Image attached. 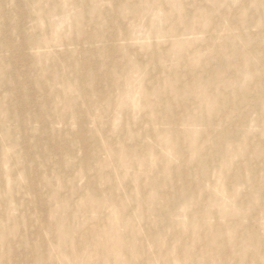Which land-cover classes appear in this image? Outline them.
Returning <instances> with one entry per match:
<instances>
[{
    "label": "bare ground",
    "instance_id": "bare-ground-1",
    "mask_svg": "<svg viewBox=\"0 0 264 264\" xmlns=\"http://www.w3.org/2000/svg\"><path fill=\"white\" fill-rule=\"evenodd\" d=\"M168 1L0 0V264H264V31Z\"/></svg>",
    "mask_w": 264,
    "mask_h": 264
},
{
    "label": "rangeland",
    "instance_id": "rangeland-1",
    "mask_svg": "<svg viewBox=\"0 0 264 264\" xmlns=\"http://www.w3.org/2000/svg\"><path fill=\"white\" fill-rule=\"evenodd\" d=\"M218 1L220 2V5L219 6L215 5L212 0H204V3L207 4V5H209V6H211V8H210L209 11H203L202 12V13H205V14L202 17H200V20L199 21H197V22H199L201 24V26H203L202 23L209 22L210 20H211L212 23H215L217 26H221L222 24H226L225 31L218 32V34L221 37H224V36L229 35L230 34L229 33L230 32V29H232L231 32L236 31V30L237 31L240 30V26H242L245 23L246 24H251L252 23V27L245 28L246 33L256 34V33L260 32V31H264V23L262 22V18H260V15L258 13H256V12L252 13V11H251L256 6V4H257L256 2H254V0H218ZM7 4H10V3H7ZM167 5H169L170 7H172L173 6V3L172 2H169L167 0ZM225 7H227L228 10L225 9ZM261 8L264 9V4L261 5ZM174 9L177 12H179L178 6H175L174 5ZM213 14L220 15L219 20L217 18V21H216V18L213 17ZM197 15H199V14L197 13ZM61 16L62 15H56L54 17V19L57 20V21H59V20H61ZM156 17H157V20H161V23L163 22V20H164L163 15L161 17H159V18L156 15ZM173 19H175V18H172L171 17V20H173ZM174 21H176V23H173V24H170V23L167 22V24L170 26V28H174L176 26V24H178L180 26H184L185 29H189V25L190 24L187 25L183 20L176 19ZM117 22L122 27H130V24L127 21H118L117 20ZM161 23L158 24L159 28L163 27V26H161ZM138 27L144 28L145 26L140 23L138 25ZM63 30L65 32H71V22H66L65 23V27L63 28ZM10 31H11V33H13L14 32L13 28H11L8 32H10ZM5 32H7V31H5ZM3 37H5V42H10V41H12L11 38H13L12 35L5 36L4 32L2 34L0 33V40L1 41H3ZM182 37L185 38V39H193V38L197 37V41H194V42H196L197 44H199L198 42H201V40L204 37V35L201 34V33H197L194 36H192V34L190 33V36H187L186 37V36L183 35ZM185 39H183V40H185ZM237 41H238L239 45L245 44L243 42V40H242V37L238 38ZM144 43H147V42L144 41ZM199 46H201V44ZM168 48H170V47H168ZM144 50H147V49H144ZM144 50H139L138 51V54H140V56H139L140 59L144 61L143 63L146 64V65H148L147 57L146 56L143 57L141 55V53ZM4 54L6 55L5 52H0V55H4ZM198 55L199 56L201 55L205 60H207V56H206L205 53H203V52L202 53H198ZM131 56L134 59L137 58L134 54H131ZM60 57L64 59V56H60ZM81 57H83V56H81ZM100 57L101 56H99V58ZM174 62L176 63V60ZM174 62H169V65L171 67H174L173 65L170 64V63H174ZM19 64H20V62H18V65ZM257 64L259 65L258 62H257ZM12 66L13 65H10V62H7V65L5 67L9 68V67H12ZM69 67H72V64H69ZM186 67H188V66L185 63H183L178 68L179 69H181V68L185 69ZM21 68H23V67H21ZM27 72L28 73H31V74H34V73L37 72V70L30 68L29 70H27ZM48 74H49V72H48ZM200 75H201V77H204V74L201 73ZM137 78H140V79L142 78L143 79L144 77L137 76ZM211 83L217 85V80L214 79V78H212L211 79ZM219 88L221 89L222 86H220ZM215 90H217V88H215L214 91ZM224 90H225V95H226V93L231 92V89L230 88H226V89L224 88ZM5 94H8V96H5L2 99V101H4V99H5V102L13 103L16 106H20L21 105L20 100H19V98L17 96H10V91H9V87L8 86H5ZM48 97L51 98V96L49 94H48ZM189 98H193V96L192 97H189ZM112 114H113V116H120L121 115V113L118 112V111L117 112L115 111ZM14 115H12L13 118H14ZM87 115H89V114H87ZM251 115H255V114L252 113ZM7 123H9V121H7ZM9 125H16V124L9 123ZM36 125H41V124L38 123V122H36ZM90 126H92V125H90ZM176 128L178 130H183L185 128V126L184 125H178V126H176ZM196 128H198L197 130L203 129L204 128V125H198V126H196ZM253 129H256V128H253ZM152 136L155 138L154 135H152ZM28 137L31 140L33 139L32 136H29L28 135ZM222 165L225 166L226 163L223 162ZM37 207H38L37 205H33L32 208L33 209H37ZM261 222H264V220H261L260 223L257 224L259 226L258 227L259 232H260V227H261V224H262ZM240 230H241L240 232H243L245 230V225L241 224L240 225Z\"/></svg>",
    "mask_w": 264,
    "mask_h": 264
}]
</instances>
